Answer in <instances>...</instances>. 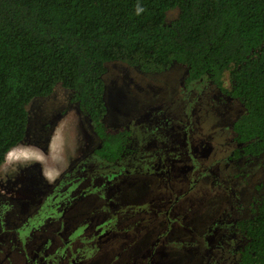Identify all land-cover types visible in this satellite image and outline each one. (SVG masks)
<instances>
[{
    "label": "flooded vegetation",
    "instance_id": "flooded-vegetation-1",
    "mask_svg": "<svg viewBox=\"0 0 264 264\" xmlns=\"http://www.w3.org/2000/svg\"><path fill=\"white\" fill-rule=\"evenodd\" d=\"M179 89L188 97L182 113L161 102L136 118L150 131L146 143L129 125L107 126L130 130L119 161L82 162L31 207L0 198V264H175L179 257L241 264L247 240L240 223L264 195L245 215L234 183L244 162L262 154H247L238 140L243 106L226 86L184 80ZM138 181L143 190L135 192ZM223 193L221 208L199 227L193 219L206 212L204 202Z\"/></svg>",
    "mask_w": 264,
    "mask_h": 264
},
{
    "label": "trees",
    "instance_id": "trees-1",
    "mask_svg": "<svg viewBox=\"0 0 264 264\" xmlns=\"http://www.w3.org/2000/svg\"><path fill=\"white\" fill-rule=\"evenodd\" d=\"M114 60L146 73L179 64L187 83L226 86L243 106L234 123L243 149L264 153V0H0V166L26 139L28 104L57 84L73 91L98 137L93 154L119 161L130 130L104 121ZM240 228L241 264H264V198Z\"/></svg>",
    "mask_w": 264,
    "mask_h": 264
},
{
    "label": "rangeland",
    "instance_id": "rangeland-1",
    "mask_svg": "<svg viewBox=\"0 0 264 264\" xmlns=\"http://www.w3.org/2000/svg\"><path fill=\"white\" fill-rule=\"evenodd\" d=\"M177 15V8L169 10L167 22L173 21ZM185 72L186 69L179 64H173L161 72L146 73L122 61L108 62L104 74L108 109L104 121L108 128L129 125L136 132V137L146 143L150 140V131L144 132V122L135 123L136 118L146 108L161 102L167 103L174 114L182 113L188 97L182 94L179 86L184 81ZM72 94V90L57 84L50 96L36 97L28 104L26 139L10 151L14 153L13 158L9 159L7 156L4 164L0 166L1 199L19 201L26 208L37 205V201L44 197L46 191L52 189L63 177L68 178L67 174L75 173V168L82 162H95L93 157L97 156L92 153L98 146L99 139L92 131L87 117L72 100ZM241 111V108L238 109L236 114ZM175 119L176 122L179 119V123L182 121V124L188 126L186 117L175 116ZM42 153L50 161H55L52 163L57 165L55 169L48 170ZM139 182L132 186L135 192L143 190ZM205 185L209 186L206 182ZM234 185H237L242 204L246 208L244 214H249L250 205L264 195V154L244 162L242 175ZM225 196L224 193L209 196L204 202L206 212L204 208L197 212L199 216L194 217L193 221L201 227V222L205 223L212 217L211 211L221 208V201L228 197ZM138 200L140 199L132 200L131 203L139 204ZM189 259L191 258L179 257L175 264H192L193 261Z\"/></svg>",
    "mask_w": 264,
    "mask_h": 264
},
{
    "label": "bare ground",
    "instance_id": "bare-ground-1",
    "mask_svg": "<svg viewBox=\"0 0 264 264\" xmlns=\"http://www.w3.org/2000/svg\"><path fill=\"white\" fill-rule=\"evenodd\" d=\"M19 149V148H18ZM54 150V149H53ZM54 152V151H53ZM55 153V152H54ZM14 153H10L9 152V154H8V158L10 159V158H13L12 157V155H13ZM21 154H18V156H20ZM14 156V155H13ZM17 156V157H18ZM42 158H43V160H44V162L47 164L46 166H48V170H50V171H52V168L53 169H55L56 167H57V165L56 164H52L53 162H55V161H50V159L48 158V156L47 155H45L44 153H42ZM56 160H57V158H56Z\"/></svg>",
    "mask_w": 264,
    "mask_h": 264
},
{
    "label": "clouds",
    "instance_id": "clouds-1",
    "mask_svg": "<svg viewBox=\"0 0 264 264\" xmlns=\"http://www.w3.org/2000/svg\"><path fill=\"white\" fill-rule=\"evenodd\" d=\"M141 9H138V11H140Z\"/></svg>",
    "mask_w": 264,
    "mask_h": 264
},
{
    "label": "crops",
    "instance_id": "crops-1",
    "mask_svg": "<svg viewBox=\"0 0 264 264\" xmlns=\"http://www.w3.org/2000/svg\"><path fill=\"white\" fill-rule=\"evenodd\" d=\"M49 171H50V170H49ZM49 171H48V172H49Z\"/></svg>",
    "mask_w": 264,
    "mask_h": 264
}]
</instances>
